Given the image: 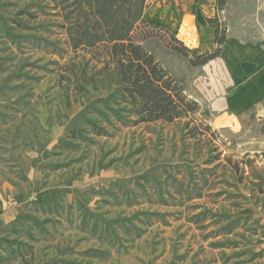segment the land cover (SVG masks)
<instances>
[{"label": "rangeland", "instance_id": "1", "mask_svg": "<svg viewBox=\"0 0 264 264\" xmlns=\"http://www.w3.org/2000/svg\"><path fill=\"white\" fill-rule=\"evenodd\" d=\"M78 4L0 0V264H264V0H146L199 111L137 125Z\"/></svg>", "mask_w": 264, "mask_h": 264}, {"label": "trees", "instance_id": "2", "mask_svg": "<svg viewBox=\"0 0 264 264\" xmlns=\"http://www.w3.org/2000/svg\"><path fill=\"white\" fill-rule=\"evenodd\" d=\"M78 10L68 27L69 44L74 50L103 45L106 65L112 66L125 100L132 107L135 123H172L199 111L189 100L185 87L138 39L146 0H77ZM212 25L213 20H209ZM214 27V25H212ZM206 65L217 54L200 55L189 50Z\"/></svg>", "mask_w": 264, "mask_h": 264}]
</instances>
